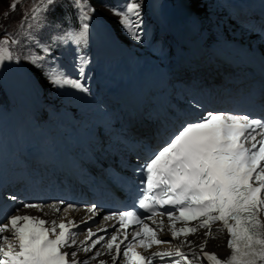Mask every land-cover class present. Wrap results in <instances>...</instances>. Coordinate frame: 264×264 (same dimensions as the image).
<instances>
[{"label":"snow or ice","instance_id":"1","mask_svg":"<svg viewBox=\"0 0 264 264\" xmlns=\"http://www.w3.org/2000/svg\"><path fill=\"white\" fill-rule=\"evenodd\" d=\"M69 2L80 10L81 15L77 19L83 23L79 30L65 29L60 38L78 47L86 46L90 17L80 8L81 0ZM46 3L47 7L32 8L31 19H39L41 13L55 12L61 0H46ZM12 8L15 10L16 4ZM140 8L138 0H128L123 8L111 9L114 15L120 17L119 23L136 40L140 38L138 30L142 23ZM89 10L95 11L90 6ZM47 19L45 16L44 20ZM5 36L8 34L5 33ZM10 43L15 45L17 41L0 39V65L14 59ZM42 51L46 56L51 49L43 47ZM45 56L33 54L29 57L30 63L43 67L41 62ZM77 58L82 63L86 62L79 55ZM15 59L18 61L19 58ZM80 70L83 74V68ZM47 73L50 82L58 87L70 86L82 92L88 91L81 80L65 78L58 67L49 68ZM138 171L144 177L142 197L138 203L140 208L150 213L149 216L138 215L136 211H121L106 216V220L119 217V227L112 226L114 233L108 234L106 228H100L99 231L108 235L105 240V236H98L91 227H87L81 230L87 240L77 245L76 236L81 232L70 230V226L79 228L76 222L47 221L19 214L21 208H17L18 214L0 223V241L14 238L18 241V250H14L15 246L11 243L7 249L0 247V264H90V261L104 255L99 250L93 252L101 241H104L103 246L108 250L112 264H117L120 259L126 260L127 264H200L201 260H206L208 264H264V118L206 112L199 119L183 124ZM9 199L15 202L19 198L12 194ZM21 207L41 211L49 207L56 212L75 208L63 200L52 205L28 202ZM96 211L94 206L87 208L90 214ZM156 216L167 217L172 240L158 238V233L165 230L166 224L163 219L152 220ZM146 220H152L156 227H150ZM176 221H184L185 226L176 228ZM191 221L199 223L189 227ZM83 222L87 223L86 220ZM217 222L221 227L213 230L212 225ZM130 224L140 226L133 228L131 240L127 231ZM199 229H207L205 239L199 245L185 239L177 245L174 253L156 252L146 257L133 251L136 243L148 250L153 245L179 240L180 236L187 238L195 235ZM5 232H11L12 237L5 236ZM214 232L227 233V247L231 251L229 257L222 259L205 251L208 238H215ZM50 234L55 238H50ZM120 236L123 240H118ZM185 245L190 248L189 253L180 250ZM68 248L73 250L66 251ZM78 251L92 255L77 260ZM99 264L107 262L99 260Z\"/></svg>","mask_w":264,"mask_h":264},{"label":"bare ground","instance_id":"2","mask_svg":"<svg viewBox=\"0 0 264 264\" xmlns=\"http://www.w3.org/2000/svg\"><path fill=\"white\" fill-rule=\"evenodd\" d=\"M185 2V4L192 9L190 18H188V21L186 20V22H188L187 25H180V21L174 19L173 11L169 13L171 16V20L169 21L170 24L182 30L179 31L182 44L181 58L178 59L172 69L165 71L154 68L153 71L147 66L144 68L145 73H140V75L139 69L143 66L142 65L139 67L137 73L125 74L119 63V57L114 60V67L112 68L115 81V84L113 83L112 86L121 82L127 87L130 86L134 94H146L150 96V98L157 92V90H153V86L162 87V90L168 97L169 106L163 107L162 109L160 106L152 105L154 106L153 109H157L156 114L153 110L149 109V111L144 112L140 116L143 115L147 121L155 119L156 124L167 125V128L173 124L174 121L187 120L209 108L210 101H212L215 94L220 97V91L224 93V91L226 92L229 89L227 88L228 80L232 73L238 74L236 75V80L238 81L248 79L246 73L249 74L251 68L248 67V61L240 56L237 50L244 51V53H247L249 56L255 55L264 58V0H226V7L230 11L235 25V30L231 33L214 28V26L209 27L205 22L207 20L204 16L195 9L192 0H186ZM182 23H184V21H182ZM6 64L7 63H4L3 65ZM114 68L117 69L114 71ZM1 73L3 77L6 76V70ZM110 90H112V88H110ZM122 90L124 89L115 88L114 92L119 94ZM151 91L152 93L150 94ZM100 95L102 96V94ZM107 98L108 99L103 102L104 106L122 117V114H119L110 98ZM129 108L131 109V107ZM127 114L131 115L130 112ZM133 121L135 122L137 120L134 117L132 119L131 116L129 124H132ZM117 134H121V132L117 130L115 136H117ZM0 182H2V180H0ZM67 182H72L73 186L79 189L76 186L78 185L77 182ZM47 194V189H45V192L37 197L31 196L28 198L27 195H19L17 193L15 195L23 200L22 204L31 202L52 205L59 202L57 200L53 202L46 201ZM6 203H8L9 206L1 205L0 214L7 212V217L14 215V212L10 210V206H13L15 202L8 199ZM70 211L71 208H69L63 216H60L59 222L56 219L55 210L49 207H44L42 211L35 208L23 209L19 214L33 215L47 221L56 220L57 223L74 221L76 224H80L86 220H80L82 217L81 212L74 213ZM6 218L0 221V223H4ZM107 224L111 225L112 222H108ZM88 227H91L94 232H98L97 228L93 225H88ZM220 227L221 226L218 224H215L212 226V229L215 230ZM206 231L207 229L200 230V235L194 238L189 236L190 240L193 241L195 245H199L205 239L204 233ZM4 235L12 237L11 232H5ZM99 235L100 234H98V236ZM214 235L215 238H208L205 251L211 250L221 257L226 253L225 246L228 235L226 232H214ZM79 237H81L82 240L79 241ZM50 238L53 239L55 237L50 234ZM95 238L96 237H93L92 239ZM86 240L87 237L82 232L76 236L77 243ZM87 242L89 244L91 243L90 240ZM99 247L98 245L96 246L97 250ZM185 248L188 253L191 251L187 245H185ZM196 251L199 252V249L197 248ZM79 256L90 255L81 254ZM200 264H202L201 261Z\"/></svg>","mask_w":264,"mask_h":264},{"label":"rangeland","instance_id":"3","mask_svg":"<svg viewBox=\"0 0 264 264\" xmlns=\"http://www.w3.org/2000/svg\"><path fill=\"white\" fill-rule=\"evenodd\" d=\"M179 1L180 0H147L150 12L147 14V18L144 21L141 20L142 23L140 25V29L138 30L140 38L138 40L132 38V35L119 23L120 17L114 15L111 10L117 7L123 8V6L127 3L121 4V2H115L114 6L116 7L110 8L108 0H81L80 8L87 12L90 17L88 21L91 23L94 24L96 19L97 21L100 20L101 23H103L102 27L97 28V26H100V24L96 23L90 28L93 37H98L102 40L103 38L101 36V32L102 30L108 32L107 27L109 26L107 24H110L115 28L114 32L116 35H119V38L126 43L125 45L129 48V51L134 54L133 56L125 51L129 62H131L132 57H141V59H147V61H150L148 59H150V56L153 55V50L150 49L157 46L156 48L158 55L161 58L160 64L166 69L172 65V63L175 61V58L179 56L181 52L179 31L182 30L179 27L178 29L175 28L169 22L171 20L169 13L170 11H173V8L177 5V2L179 3ZM185 1L182 0V2L186 3ZM224 1L225 0H192L195 9H197L199 13L203 14L204 18L208 19L211 25H223L224 28L222 30H227L230 31L228 33H231L233 21L231 19L232 17L230 18L229 12H227L225 8ZM138 2L141 3L140 0ZM13 4H16L15 10L12 8ZM34 6L37 8L47 7L46 0H0V39L8 38L10 41L11 39H15L17 41L15 45H12L11 43L9 44V48L14 59L12 61H7V63L10 62L17 67L22 68L23 70L26 66V68L32 71L34 75L32 76L41 82L40 87L47 89L45 90L47 95L49 92H54L57 90V86L52 84L48 78L47 70L52 67H58L59 70L63 72L65 78L81 80L82 84L88 90L93 92L97 91L99 88L98 83L100 82V78L105 79L106 82L107 80L111 81L112 76L110 75L111 70L109 69L111 60L109 61V56H97L96 59L93 60V62L90 61L89 64H86L85 62L82 63L80 59L77 58L79 55L83 59L85 58L88 60V57H91L95 53L94 49L96 47L100 48L99 51L103 54L101 41L98 38H93L90 32L88 34V42L86 46L78 47L74 45L76 51H74L73 47L66 48V46H63L70 44L62 41L60 38L64 30L68 28L79 30L80 24L83 23L82 20L77 19V17L81 15L80 10L78 12L76 7H73L69 0H61L60 5L58 6L59 9L55 10V12L41 13L39 14V19L33 20L31 19V16L33 15L31 10ZM89 6L95 11H90ZM141 8L146 12V7L141 5ZM45 16L48 18L47 21L44 20ZM208 21L205 22L209 25V27H212ZM144 22H148L150 26L145 28L143 25L145 24ZM187 24L188 22L186 21H184V23L180 21V25L182 26ZM218 29L221 28L218 27ZM5 33L8 34L7 37L5 36ZM40 37H44V41L40 43L41 45L37 44V41ZM47 38L61 41V46L64 48H62L61 57H47V61L49 63L47 66V63H44L43 70L41 66L30 63L29 57L33 54H41L45 56L42 48L47 44ZM110 38L112 39L111 32ZM103 46L108 52L109 50L113 49L110 42H106L105 40L103 41ZM117 46L118 45H116V47ZM148 51H150V53H145ZM76 52L78 55H76ZM74 56L75 58H73ZM15 57L19 58L18 61L15 59ZM54 62L55 65L53 64ZM66 62H68V66ZM121 63L124 67L127 65L128 61L122 58ZM62 64H64L67 68L62 69ZM6 68L7 67H5V69ZM81 68H83V74H81ZM86 68L87 70H85ZM39 69L43 70V72H41L42 74L39 72ZM116 69L117 68H114V71ZM0 70H3L2 65H0ZM95 70L98 71L97 77L93 75V71ZM3 97L4 96H2V91L0 88V101L3 99ZM82 97H84L85 100L88 99L90 95L86 93L82 95ZM14 100L16 104H19V106L22 105V103H19L21 102L19 95H15ZM19 106L18 108L20 112H22V109ZM64 106L67 108L68 104H65ZM3 110L4 109H0V118L9 119L11 117L10 115H12L11 112L14 113V109L11 108L8 109L10 113H8V111L4 112ZM15 117L17 118V116ZM15 117L13 116L11 119H9L10 122L12 118H14L15 121V128L10 129H15L17 131L15 142L20 144L24 135L22 134V131H19L20 127H18V121L15 120ZM22 125L24 127V124ZM15 130H10L13 136H15ZM9 150L10 149L7 147V151ZM11 212L17 214L16 210Z\"/></svg>","mask_w":264,"mask_h":264},{"label":"trees","instance_id":"4","mask_svg":"<svg viewBox=\"0 0 264 264\" xmlns=\"http://www.w3.org/2000/svg\"><path fill=\"white\" fill-rule=\"evenodd\" d=\"M59 9V7L56 8V10Z\"/></svg>","mask_w":264,"mask_h":264}]
</instances>
